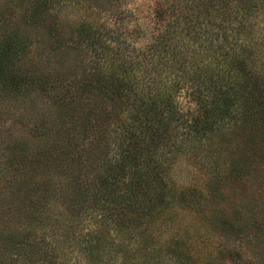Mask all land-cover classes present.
Listing matches in <instances>:
<instances>
[{
  "label": "trees",
  "instance_id": "obj_1",
  "mask_svg": "<svg viewBox=\"0 0 264 264\" xmlns=\"http://www.w3.org/2000/svg\"><path fill=\"white\" fill-rule=\"evenodd\" d=\"M126 2L31 0L21 19L36 27L43 24L48 34L55 32L45 22L51 4H83L87 10L71 39L59 45L71 52L93 55L83 59L77 70L73 71V66V72L61 69V56L60 71L55 69L60 75L51 85L48 75H39L37 80L17 70L27 52L19 30L13 29L0 41V97L27 95L31 99L33 89L38 88L44 96L52 88L59 89V85L69 83L73 87L72 99L68 92L66 96L55 93L50 97L51 109L59 111L41 129L39 137L45 144L37 153H22L32 163L22 160L16 171L31 170L37 176L52 169V179L46 178L38 185L33 180L29 185L34 195L30 200L35 211L40 212V222L55 215L64 224V235L91 216L101 222L95 240L98 250H104L111 241L112 226L117 225L120 234L123 230L118 224L131 225L132 229L144 226L135 229L140 231L134 239L136 247L127 254L137 249L141 256L157 259L161 254L163 258L172 255L176 257L175 264H185L187 260L191 263L190 238L194 240L197 233L191 236L181 229L176 231L165 243L166 255L160 242L151 237V229L169 225L165 214L188 202L187 190L183 193L176 187L168 189L162 175L167 167L162 163L170 165L169 154H176L172 152L179 148L215 170L223 167L222 155L218 154L228 150L233 134L243 135L253 145L254 138H264V0H162L154 8V21L143 34L145 42L140 46L127 45L129 37L117 38L101 22L102 14L112 20L126 19L120 11ZM136 27L131 35L138 38ZM117 40L119 47L115 51ZM54 43L50 48L48 41L43 46L54 52ZM103 56L109 59L104 64L100 62ZM131 65L134 68L129 71ZM135 68L144 73L140 79L132 73ZM180 84H184L190 102L195 104L191 111L185 112L175 103ZM73 98L79 100V106ZM211 140L210 150L209 145L205 150L204 144ZM3 144L0 140V148ZM101 147L106 151L98 160L106 162L105 172L97 173L101 167L93 171V152ZM14 153L10 148V165L16 157ZM110 153L113 156L109 157ZM262 154L263 158L264 151ZM238 162L225 163L223 175L239 167L235 165ZM212 174L208 175L207 186L225 179ZM55 190L65 199L59 204V212L53 214L49 208L50 201L55 202ZM87 201L92 202L91 207L86 206ZM187 206L192 209L191 204ZM204 210L197 213L200 219ZM218 217L208 221L220 224L223 220ZM133 237L129 236L130 242ZM41 242H46L44 237ZM27 246H32L30 240ZM36 251L34 246L29 254L35 255ZM49 257L46 251L35 264H50ZM0 264H4L1 258ZM123 264H127L126 260ZM204 264H215L212 254L205 257Z\"/></svg>",
  "mask_w": 264,
  "mask_h": 264
},
{
  "label": "rangeland",
  "instance_id": "obj_2",
  "mask_svg": "<svg viewBox=\"0 0 264 264\" xmlns=\"http://www.w3.org/2000/svg\"><path fill=\"white\" fill-rule=\"evenodd\" d=\"M126 1L120 9L126 19L123 17L120 20H112L108 15L102 14L101 22L106 24V29L113 31L117 38L119 35L129 37L127 45L130 43H133L132 46L143 45L144 36L154 21V8L162 0ZM30 5L31 0H0V41L13 29L19 30V36L24 39L27 52L17 70L22 74H32L37 80L39 75L42 77L48 75L51 85L60 75L56 70L60 69L61 56L63 57L61 69L70 72L73 66V71L77 70L83 59L93 55L89 52H71L64 45H59L61 42L64 43V40L71 39L74 29L79 20L86 15L87 10L83 4H51L45 22L47 27H52L55 32L48 34L43 24L36 27L34 23H26L21 19ZM135 27L139 29L138 38L136 35H131ZM44 36L49 43L48 48L51 47L52 42H56L54 52L44 47L47 44ZM118 41L115 51H118ZM108 61L109 59L106 60L103 56L100 62L104 64ZM134 65L128 68L129 71ZM135 71L132 73L134 76L137 75V79L144 75L141 70L135 68ZM59 86V89L52 88L49 94L44 96L39 94L38 88L36 91L33 89L29 95L31 99H27V95L18 98L0 97V140L4 143L0 148V258L4 264H35L37 258H41L46 251L49 252L50 264H123L125 260L127 264H175L176 257L165 254L167 247L165 243L172 239L179 229L191 236L197 233L194 240L190 238L189 247L195 263L187 260L185 264H204L205 257L210 254L215 264H264V157L262 158L264 138L262 137L254 138L253 145L247 143L243 135L233 134L228 140V150L225 149L218 154L222 155L223 167L215 170L211 165L201 164L202 162L194 159L187 150L178 148L177 152H172L176 154H169L172 157L169 161L170 165L166 166L167 162L162 163L167 167V171L162 175L168 189L176 187L183 193L187 190L189 195L186 196L187 203H182L165 214V218L170 222L168 226L161 225L150 230V233L154 231L151 237L160 242L162 252L166 255L164 258L163 254L157 259L141 256L137 254V249L130 254L126 253L131 247H136L134 239L139 236L140 231L135 229L144 226L132 229L131 225L118 224L123 230L122 234L119 233L117 225L112 226L109 232L111 241L104 250H98L99 245L95 235L101 228V222L96 218L89 216L81 224L76 223L69 230L68 235L63 234L64 224L57 221L55 215L45 217L44 222L50 221L46 224L40 222V212L35 211L31 204L30 199L34 195L33 187L29 185L33 180L38 185L46 178L52 179L49 176L52 169L47 168L44 175L37 176L31 173V170L29 173L16 170L19 169L22 160L32 163L31 158L22 153H37L45 144L39 137L41 129L53 115L57 116L59 111L54 107L51 109L50 97L55 93L66 96L68 92L72 99L73 87L69 83ZM179 86L181 90L179 89L175 94V103L185 112L193 110L195 104L190 102L184 84ZM73 101L75 105H80L78 99L73 98ZM113 142L114 138L112 144ZM206 142L204 149L206 150L209 145L210 150L213 141ZM10 148L16 156L11 165L7 160ZM99 150L93 152L96 161L93 164L95 166L93 171L101 167L97 169V173H104L106 162L103 164L102 160L98 159L101 158L100 153L106 150L105 147ZM111 156L113 153L109 154V157ZM249 157L251 161L248 160ZM229 161H239L235 165L240 166L229 171L225 177L223 175L225 163ZM209 174L225 179L207 186ZM181 194H179L180 198ZM54 195L55 202L50 201L49 208L53 214L59 212V204L65 199L59 191ZM85 204L87 207L92 206L91 201ZM190 204L192 209L187 206ZM195 209L197 210L194 212ZM201 209L205 210L202 211L200 219L197 213ZM215 216H219L218 218H222L223 221L220 224L208 221L210 217ZM34 222L36 224H33ZM133 235L130 242L128 238ZM42 237L46 242H41ZM29 240L31 247L27 246ZM34 246L37 247L38 252L31 255L29 252Z\"/></svg>",
  "mask_w": 264,
  "mask_h": 264
}]
</instances>
